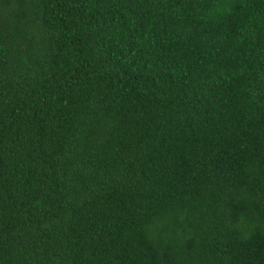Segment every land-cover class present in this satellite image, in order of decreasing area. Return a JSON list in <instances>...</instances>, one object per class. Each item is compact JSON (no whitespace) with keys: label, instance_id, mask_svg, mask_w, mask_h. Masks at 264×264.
I'll list each match as a JSON object with an SVG mask.
<instances>
[{"label":"trees","instance_id":"trees-1","mask_svg":"<svg viewBox=\"0 0 264 264\" xmlns=\"http://www.w3.org/2000/svg\"><path fill=\"white\" fill-rule=\"evenodd\" d=\"M0 264H264V0H0Z\"/></svg>","mask_w":264,"mask_h":264}]
</instances>
